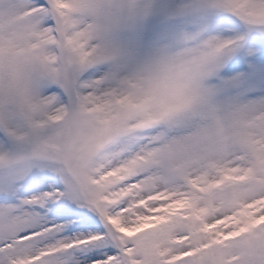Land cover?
<instances>
[{
	"label": "snow or ice",
	"instance_id": "obj_1",
	"mask_svg": "<svg viewBox=\"0 0 264 264\" xmlns=\"http://www.w3.org/2000/svg\"><path fill=\"white\" fill-rule=\"evenodd\" d=\"M0 264H264V0H0Z\"/></svg>",
	"mask_w": 264,
	"mask_h": 264
}]
</instances>
